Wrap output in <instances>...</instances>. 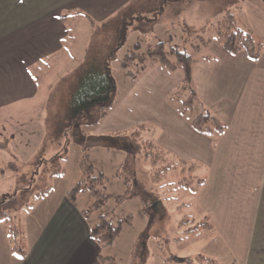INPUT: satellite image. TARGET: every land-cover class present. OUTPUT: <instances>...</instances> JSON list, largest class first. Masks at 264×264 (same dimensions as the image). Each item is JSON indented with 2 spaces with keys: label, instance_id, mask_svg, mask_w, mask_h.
Masks as SVG:
<instances>
[{
  "label": "crops",
  "instance_id": "0c3cea01",
  "mask_svg": "<svg viewBox=\"0 0 264 264\" xmlns=\"http://www.w3.org/2000/svg\"><path fill=\"white\" fill-rule=\"evenodd\" d=\"M129 1L0 0L2 127L23 121L27 125L25 116L32 112L41 117L50 88L80 62L75 63L76 57L82 59L90 21L105 20ZM195 1L186 0L184 8ZM263 5L242 0L236 12V18L263 43L256 61L242 52L228 53L219 40L193 51L192 88L201 104L226 124L218 137L197 132L190 124L194 113H181L167 99L183 74L178 69L167 70L156 58H148L144 68L131 77L134 81L123 97L116 100L114 95V103L102 117L107 127L98 123L93 132L106 135L151 123L157 130L154 141L162 149L205 168L203 181L193 193L209 223V237L199 254L217 264H264ZM183 6L180 2L177 14ZM166 10L163 15L176 14ZM72 13L82 14L88 26L79 44L75 39L84 25L75 20L71 29L74 16L70 23L67 16ZM183 33L185 38L184 28ZM20 109L24 120L14 116ZM41 119L45 125V117ZM70 186L62 175L54 176L50 191L28 209L21 222L23 257L11 252L5 226L0 223V264H100L99 246L90 235L83 207L67 197Z\"/></svg>",
  "mask_w": 264,
  "mask_h": 264
},
{
  "label": "rangeland",
  "instance_id": "374dc122",
  "mask_svg": "<svg viewBox=\"0 0 264 264\" xmlns=\"http://www.w3.org/2000/svg\"><path fill=\"white\" fill-rule=\"evenodd\" d=\"M219 1L197 0L189 3L185 8L183 5L186 0L170 1L164 11L167 9L166 11L169 12L171 9L168 7L174 6L175 9H172L178 11L181 2L182 12L180 10L179 14L176 12L168 16L163 15L164 11H162L158 20L153 19L155 14L151 12L149 18L153 22L147 32L143 31V28L147 29L150 23L145 16L132 21L128 27L139 24L143 26L142 29H128L123 45L109 64L116 82L115 99L123 97L124 91L134 81L125 74L120 62L125 54L133 50L135 42L140 44V53L162 40L166 51L169 46L177 45L180 49L194 54L191 44L196 38L190 37L189 40H185L183 28L204 27L202 35L212 42L217 41L216 23L222 17L220 13L215 12ZM252 1L263 5L262 0ZM70 16H67L68 23L74 16L70 23L71 29L75 20L84 25L79 28V36L75 39V44H79L87 30V22L82 14L72 13ZM142 20L145 24L141 22ZM77 26L80 27L79 24ZM79 58L76 57V64L81 61ZM64 70L63 68L59 74ZM68 88V81L60 82L53 90V98L48 104V109L42 108L41 117L49 114L47 126L42 124L40 115L34 112L25 116L27 125L23 121L21 125L13 123L9 127H2L0 123V194L13 191L18 183L29 178L34 168L37 169V173L32 181L33 186L29 185L31 191H36L48 183L52 185L54 176L48 174L52 169L61 170L63 179L71 182L69 188L81 181L87 173L94 176L102 174L103 183L98 185V189L106 195L102 204L91 207L94 197L89 190L80 189L75 195L76 204L87 211L83 216L90 226L98 222L100 215H105L109 218L111 227H118L111 242L94 240L99 246L100 264H198L193 257L201 253V246L207 241L209 232L208 228L201 226L204 216L194 201L193 192L188 186L178 183L179 179L188 175L187 170L175 165L165 169H154L156 174L152 170L144 174L140 169L143 164L134 162L136 185L155 193V199L148 200L149 208L145 213L139 198L126 196V184L123 178L115 175L118 169L122 170L121 166L125 160L124 151L116 147L106 148L101 142L102 135L93 134L98 123V126L102 124V127H107V123L99 117L97 109H88L79 118V128L85 133L83 142L76 140L79 136L77 133L52 134V119L64 111L67 112ZM198 106L194 104L187 113L196 115L200 109ZM21 110L14 116L24 120V111ZM108 110L106 113L109 112ZM95 119H98L96 124H90ZM137 125H131L121 131ZM144 125L145 128L140 133L142 141H154L157 130H153L154 126L151 123ZM43 159L47 161L42 163ZM10 161L12 163H9ZM123 174L125 175L124 171ZM204 174L205 168L198 167L191 179L192 184L195 185L197 179L202 178ZM27 211L26 207L19 209L17 212L19 223L22 222ZM192 226H197L196 230L189 231ZM186 258H190V261Z\"/></svg>",
  "mask_w": 264,
  "mask_h": 264
},
{
  "label": "trees",
  "instance_id": "16d2710c",
  "mask_svg": "<svg viewBox=\"0 0 264 264\" xmlns=\"http://www.w3.org/2000/svg\"><path fill=\"white\" fill-rule=\"evenodd\" d=\"M170 1L178 0H130L105 20L98 23L93 20L90 21V36L84 48L81 61L73 70L60 77L49 90L46 109H48V104L52 101L53 90L58 84L65 80L69 83V97L66 104L67 112L63 110L65 113L58 114L52 119V134L77 133L79 136L76 140L83 142L85 133L79 128L80 116L84 111L95 108L99 111V117H103L108 108L114 103L116 84L111 73L110 61L123 45L129 32L128 29H142L143 27L139 26V24L131 27H128V25L136 18L140 19L145 16L150 23L147 29L143 28V31L147 32L153 22L149 18V14L153 12L155 14L153 19H160L159 15ZM241 2L242 0L219 1V6L215 11L222 15L221 19L216 23L218 40L228 53L236 54L242 52L251 60L256 61L262 51L263 43L247 26L236 18V12ZM175 7L168 8L173 10ZM175 11L177 12V9ZM141 22L145 24L143 20ZM184 30L185 40H189L190 37L196 38L191 44L193 51H199L202 47L209 44L210 39L202 35L204 27L199 29L184 27ZM139 49V42H135L133 50L123 56L120 65L125 74L128 77H135L144 68L145 61L148 58H156L169 71L180 70L183 77L177 86L168 93L167 99L178 103V109L181 113L192 108L194 104H200L201 111L191 119V126L201 134L211 138L218 137L225 130L226 124L216 114L201 104L192 88L191 66L196 61L193 54L180 49L177 45L169 46L168 51H166L162 40L157 41L152 47H148L143 53H140ZM47 118H49V114L44 119L45 126H47ZM98 119L91 121L90 124L95 125ZM144 128V124H139L127 130L102 135L103 139L101 142L106 148L116 147L124 151L125 160L121 166L122 170L118 169L115 175L123 178L126 184V196L139 198L142 209L146 213L149 208L148 203L155 199V193L136 185L134 162L143 164L140 169H142L144 174L151 170L156 174L154 169H165L175 165L186 169L188 175L179 179L178 183L188 186L193 193L201 185L203 178H198L195 185H193L191 179L196 173L198 165L194 162L177 158L162 149L153 140L142 141L140 133ZM44 161L47 160L43 159L41 162L44 163ZM35 173H37V169L34 168L28 176L29 178L18 183L13 191L0 194V223L5 226L11 252L19 258L25 255L26 247L24 244L23 224L18 222L17 212L23 207L31 208L52 187L51 183H48L39 187L36 191H31L32 188L29 185L33 186L32 181ZM48 174L53 177L61 175L62 172L58 169H52ZM103 180L102 174L94 176L87 173L81 181L75 183L67 190L68 199L74 201L76 192L80 189L89 190L94 197L91 207L102 204L106 195L98 189V185L102 184ZM82 212L86 213L87 211L82 210ZM201 226L208 228L209 223L203 220L201 221ZM196 227H190L189 231L196 230ZM117 230L118 227H111L109 218L105 215H100L98 222L90 226V235L94 240L111 242ZM193 258L198 264H217L213 258L202 254L195 255ZM186 260L190 261V258H186Z\"/></svg>",
  "mask_w": 264,
  "mask_h": 264
}]
</instances>
